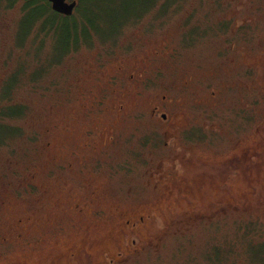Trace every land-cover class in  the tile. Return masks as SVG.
Masks as SVG:
<instances>
[{"label":"rangeland","instance_id":"374dc122","mask_svg":"<svg viewBox=\"0 0 264 264\" xmlns=\"http://www.w3.org/2000/svg\"><path fill=\"white\" fill-rule=\"evenodd\" d=\"M152 1L93 4L97 31L72 47L64 20L58 50L38 25L19 44L1 1L0 96L21 71L28 112L0 146V264H224L240 230L264 235V0H158L132 20Z\"/></svg>","mask_w":264,"mask_h":264},{"label":"trees","instance_id":"16d2710c","mask_svg":"<svg viewBox=\"0 0 264 264\" xmlns=\"http://www.w3.org/2000/svg\"><path fill=\"white\" fill-rule=\"evenodd\" d=\"M0 0V5H1ZM8 2V8H13L14 6H20L21 8V15L19 18V23L17 24V32L21 34L22 36L19 37L18 43H22L25 37H27L29 34V31L33 28L34 25H38L39 29L41 30H47L48 32H51L53 35V43L55 46H61V42L58 39L57 31L60 27L59 24L63 23L62 21L65 20V22H72V34L69 33L67 35V38L65 39L67 42L73 39V44L72 47L77 46V40L78 38L82 35L84 39L85 35V29L87 28L94 30L95 32L98 29L97 25V14L91 9L92 5H97L99 7H106L111 5V3L116 2V0H77V6H76V11L79 12L82 11L81 17H79L78 21L82 22V27L80 26L79 22L74 19V17L71 15L69 17L59 15L55 12H53L50 8V4L48 3L47 0H6ZM158 0H153L151 6L146 9L145 12L140 13L132 20L138 17H141L143 14H146L151 10L152 8L156 7ZM171 1H162L160 4V9L161 7L165 8L169 6V3ZM209 3L212 5H223L220 4L219 0H209ZM82 9V10H81ZM89 15L93 16L94 19L92 20ZM225 21L229 22V19H222L220 20L221 26L225 28L224 25H226ZM217 22V21H216ZM219 22V21H218ZM220 26V27H221ZM122 28L123 25H120ZM223 29V28H222ZM85 31V32H84ZM69 32V31H68ZM81 33V35L79 34ZM88 34V33H87ZM89 39V37H88ZM87 40V39H86ZM42 41V40H41ZM41 41L37 42V44L40 46ZM70 45V46H71ZM70 46L64 51L62 49V54L66 55L70 53L72 50H69ZM63 56L59 57L58 61L56 63L51 62L52 64H57ZM50 67L47 62H44L41 64L38 68L34 70V72L31 73L30 78L32 77L31 83L33 85H36V82L38 80V77L43 74V71ZM13 73V74H12ZM20 74L21 71L16 70L15 72L12 71L7 77L4 79V82L1 84L2 87L5 85V89L2 92L0 96V128L3 129H9L11 132L6 133L5 136H2L0 138V146H8L13 143L10 141L8 143V140L11 138H15V136H19L21 134V128L13 126L12 122L13 120H17L22 116H25L28 112V107H26L24 104L13 102V92L15 87L19 86V81H20ZM10 77V78H9ZM7 80H10V86H7ZM2 129V130H3ZM36 135V134H35ZM35 135H33V138L31 141H35ZM253 229H250L249 232H252ZM240 233L242 234L240 237L242 239L247 240L248 242L247 245L244 246V248H231L230 246L228 248L224 247L221 248L223 252H221L218 257H221L222 254L224 256L223 262L224 264H264V235L260 234V238L257 240L255 239H250L247 237L248 231L243 232L240 230ZM240 235V234H239ZM239 237V238H240ZM219 249L213 246L210 251L206 252V255L209 257L215 252H218ZM217 257V258H218Z\"/></svg>","mask_w":264,"mask_h":264},{"label":"water","instance_id":"95a60500","mask_svg":"<svg viewBox=\"0 0 264 264\" xmlns=\"http://www.w3.org/2000/svg\"><path fill=\"white\" fill-rule=\"evenodd\" d=\"M53 12L63 15L71 16L75 7L76 0H47Z\"/></svg>","mask_w":264,"mask_h":264},{"label":"flooded vegetation","instance_id":"af4514ba","mask_svg":"<svg viewBox=\"0 0 264 264\" xmlns=\"http://www.w3.org/2000/svg\"><path fill=\"white\" fill-rule=\"evenodd\" d=\"M118 70L120 71L121 70V68L120 67H118ZM132 78H133V76H131ZM117 80V81H116ZM135 81L138 83L139 82V80H138V78H136L135 79ZM108 82L109 83H113V84H115V83H120L119 84V86L124 82L122 79H120V80H118L116 77H115V75L114 76H111V80L109 79L108 80ZM103 98H105L106 99V95H101ZM163 99H165V97H162V100ZM161 100V101H162ZM96 101V103L97 104H102V102L101 101H99V100H95ZM161 101H158V102H161ZM163 103V102H162ZM169 104V103H168ZM120 107V109H122L121 108V106H119ZM157 113V111H154V115H155V117H159V119H160V121H167L168 120V115L166 114V113H160L159 115H157L156 114ZM90 133V132H89ZM112 139V138H111ZM155 139V137L153 136L152 138H150V140L148 139V140H146V143L148 144L151 140H154ZM115 141H117V140H115ZM75 154V153H74ZM139 221H142V217H139L138 218V222ZM125 224H126V226H130V228H134L135 227V223L133 222V223H130V221H125Z\"/></svg>","mask_w":264,"mask_h":264}]
</instances>
